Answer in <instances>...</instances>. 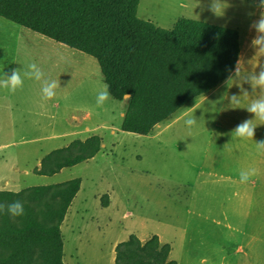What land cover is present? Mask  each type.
<instances>
[{"label": "rangeland", "instance_id": "374dc122", "mask_svg": "<svg viewBox=\"0 0 264 264\" xmlns=\"http://www.w3.org/2000/svg\"><path fill=\"white\" fill-rule=\"evenodd\" d=\"M245 5L226 0L223 16L216 17L208 10L209 0H141L138 16L167 29L181 17L234 28ZM14 25L19 26L0 17V47H10V58L5 50L0 54V190L81 178L61 226L65 264H116V245L131 234L143 240L158 234L171 244L170 257L178 261L180 207L187 195H194V157L166 144L168 133L151 138L123 130L129 100L110 95L97 107V91L106 83L94 57L56 41L22 43ZM44 45L56 57L53 64ZM32 62L45 73L39 81L24 76L32 71L27 67ZM11 69H18L24 79L14 93L4 84ZM53 79L59 83L57 95L44 99L42 88ZM94 134L102 138L94 158L51 176L35 173L47 153ZM105 195L108 206L103 204Z\"/></svg>", "mask_w": 264, "mask_h": 264}, {"label": "trees", "instance_id": "16d2710c", "mask_svg": "<svg viewBox=\"0 0 264 264\" xmlns=\"http://www.w3.org/2000/svg\"><path fill=\"white\" fill-rule=\"evenodd\" d=\"M141 0H0V16L94 57L110 95L129 104L122 129L149 134L181 107L227 79L240 54L235 28L181 17L167 29L138 16ZM102 138L74 139L42 159L54 175L94 158ZM79 177L19 191L0 190V264H65L61 226L81 189ZM19 200L23 216L8 205ZM109 196L103 198L108 206ZM158 234H131L116 245V264H178Z\"/></svg>", "mask_w": 264, "mask_h": 264}, {"label": "crops", "instance_id": "0c3cea01", "mask_svg": "<svg viewBox=\"0 0 264 264\" xmlns=\"http://www.w3.org/2000/svg\"><path fill=\"white\" fill-rule=\"evenodd\" d=\"M249 10L245 5L234 26L240 36L241 71L238 76L233 75L231 86L225 85V79L149 133L151 138L168 133L166 144L181 148L184 157H194L195 181L190 185L194 195H187L180 207L178 264H264V152L258 151L255 144L264 140V122L256 121L260 125L252 140L233 138L231 134L246 119H254L246 108L251 101L264 96V89H253L248 83L251 74L264 68V53L257 54L250 47L255 32L249 30V25L256 17L249 18ZM17 25L15 32L18 38L23 37L19 39L22 43L26 40L28 44H55L52 38ZM43 47L53 58V64L56 57L47 46ZM4 50L10 58V47H0L1 55ZM233 94L239 96V105L231 103ZM189 116L197 118V125L185 124ZM247 169H255L256 174L249 182L241 183L240 172Z\"/></svg>", "mask_w": 264, "mask_h": 264}, {"label": "clouds", "instance_id": "9594fccd", "mask_svg": "<svg viewBox=\"0 0 264 264\" xmlns=\"http://www.w3.org/2000/svg\"><path fill=\"white\" fill-rule=\"evenodd\" d=\"M226 0H209L208 10L216 17H221L225 11ZM242 3L246 4L251 10L248 11L247 15L249 18L256 17L252 20L249 25V30L254 31L255 35L252 37L250 42V47H252L257 54L264 53V0H241ZM31 72H25L24 76L33 77L39 81L44 76L45 73L38 67L35 62L27 65ZM241 67L240 61H237L234 69L230 70L229 77L224 81L226 86H231L233 75L238 76L240 74ZM7 75V74H6ZM248 83L253 89L257 87L264 89V68L260 69L258 73H253L248 77ZM5 87L11 91L15 92L18 88L23 87L24 79L21 76V72L18 69H13L12 74L4 82ZM59 83L57 80L53 79L50 82H45L42 93L43 98L51 100L57 95L56 89H58ZM102 90H98L96 94V106L103 107L105 103L110 98L109 85L104 84ZM123 99L125 101L129 100L130 97L126 94ZM231 103L233 105L240 104V98L238 95L233 94L231 96ZM247 111L254 114V119H246L243 123L239 124L236 128L232 130V137L239 139L252 140L256 135V128L260 125L256 121L264 122V96L259 99L251 101L247 106ZM198 121L196 117L189 116L185 119V124L188 127H193L197 125ZM264 124V123H261ZM256 148L260 152H264V140H259L255 142ZM256 174L255 169H247L246 171L240 172L241 183H247L251 180L252 176ZM4 205L0 204V211L3 210ZM8 211L13 217L23 216L25 214L24 205L19 201H15L8 205Z\"/></svg>", "mask_w": 264, "mask_h": 264}]
</instances>
